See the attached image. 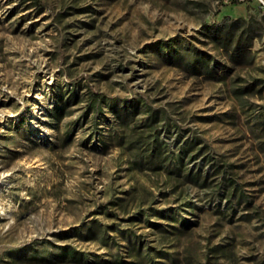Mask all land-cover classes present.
<instances>
[{
	"label": "rangeland",
	"instance_id": "rangeland-1",
	"mask_svg": "<svg viewBox=\"0 0 264 264\" xmlns=\"http://www.w3.org/2000/svg\"><path fill=\"white\" fill-rule=\"evenodd\" d=\"M0 264H264L257 0H0Z\"/></svg>",
	"mask_w": 264,
	"mask_h": 264
},
{
	"label": "trees",
	"instance_id": "trees-1",
	"mask_svg": "<svg viewBox=\"0 0 264 264\" xmlns=\"http://www.w3.org/2000/svg\"><path fill=\"white\" fill-rule=\"evenodd\" d=\"M238 20L233 21L232 25L230 27H227L224 25V27H221L219 31L216 32V40L217 42L223 43L224 47L226 48L227 52H230L231 47L233 43L235 42V37L232 33L233 26H235V23H237ZM176 39L172 38L170 40H167L165 42V45L167 48H171L175 45ZM245 47H243L239 42H236L235 48L233 52H230L231 57H235L239 52L243 51ZM200 62L202 66L208 71L212 69L211 63H212V56L205 55V54H198L196 57L195 62H191L190 65H195V63Z\"/></svg>",
	"mask_w": 264,
	"mask_h": 264
},
{
	"label": "built area",
	"instance_id": "built-area-1",
	"mask_svg": "<svg viewBox=\"0 0 264 264\" xmlns=\"http://www.w3.org/2000/svg\"><path fill=\"white\" fill-rule=\"evenodd\" d=\"M225 1L244 2L247 0H225ZM257 2L259 3V6L264 10V0H257Z\"/></svg>",
	"mask_w": 264,
	"mask_h": 264
}]
</instances>
